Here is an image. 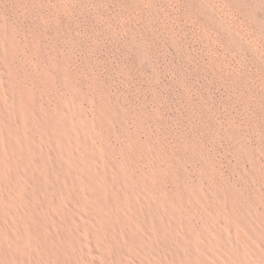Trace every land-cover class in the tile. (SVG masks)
<instances>
[{
	"label": "rangeland",
	"instance_id": "rangeland-1",
	"mask_svg": "<svg viewBox=\"0 0 264 264\" xmlns=\"http://www.w3.org/2000/svg\"><path fill=\"white\" fill-rule=\"evenodd\" d=\"M0 264H264V0H0Z\"/></svg>",
	"mask_w": 264,
	"mask_h": 264
}]
</instances>
